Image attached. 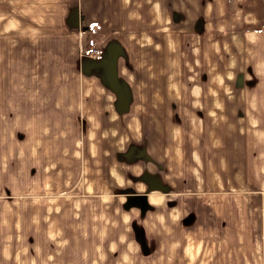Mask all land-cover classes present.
Wrapping results in <instances>:
<instances>
[{
    "label": "crops",
    "instance_id": "1",
    "mask_svg": "<svg viewBox=\"0 0 264 264\" xmlns=\"http://www.w3.org/2000/svg\"><path fill=\"white\" fill-rule=\"evenodd\" d=\"M13 2L15 7H0V264H45L46 256L55 253L68 254L75 262L78 255L93 253V240L102 237L96 233L105 224L104 215L95 214L94 206L105 208V185L102 181L95 186L86 179L80 183L86 175L81 144L107 143L109 152V144L122 139L116 134L120 127L140 125L141 109L135 102L140 88L130 89L128 81L142 75L130 71L124 76L121 67L132 66L129 46L147 31L203 33L202 38L215 40L211 44L220 71L229 46L230 74L217 77L231 79L232 85L215 87L214 94L229 95L224 103L231 105L226 109L238 116L230 120L228 136L222 129L213 134L214 141L228 139V166L222 156L213 182L204 184L210 191L214 187L215 198L227 190L224 185L241 196L232 199L231 194L226 203L222 199L209 203H220L217 209L214 206V213L220 214L214 216L216 222L223 208L234 220L238 205L243 206L241 199L246 198L252 202L247 204V215H256L248 221L264 228V0H166L162 12L161 0ZM251 13L263 21L241 19ZM108 46L114 48L109 55L105 54ZM89 47L101 51L97 66L82 52ZM120 49L131 60L116 56ZM111 79L118 86V96L111 91ZM217 104L221 110L222 102ZM125 106L126 110L118 111ZM214 121L223 126L222 118ZM85 152L88 158L93 155L88 146ZM222 172L229 173V179L216 181ZM95 190L103 195L94 198ZM67 191L75 193L64 195ZM158 198L153 194L147 200L155 212L161 210ZM181 203L187 213L181 218L182 227L204 222L207 205L202 212L201 205L195 206V213L190 200ZM174 209L166 208L164 219L156 215L151 224L174 225ZM166 238L172 239L173 234L167 233ZM54 239L68 240L70 245H55ZM34 255L42 256V262Z\"/></svg>",
    "mask_w": 264,
    "mask_h": 264
},
{
    "label": "rangeland",
    "instance_id": "2",
    "mask_svg": "<svg viewBox=\"0 0 264 264\" xmlns=\"http://www.w3.org/2000/svg\"><path fill=\"white\" fill-rule=\"evenodd\" d=\"M165 1L161 0V12L166 9ZM15 6L13 0H0V7ZM242 18L250 23L263 21L257 13L243 14ZM203 36L201 32L173 29L140 32V38L132 40L135 43L129 50L134 62H128L131 67L124 63L121 71L124 76L130 71L142 75V78L136 76L128 81L130 89L133 90V85L140 88V91L136 89L138 100H135L141 109L140 125L120 127L116 134L124 140L109 144V152L107 143L81 144L82 172L86 170V175L80 183L86 179L93 181L95 186L102 181L105 185V208L94 206L95 214L104 215V227L101 229L98 225L101 232L96 233H102V237L93 240L94 250L89 256L80 254L73 262L68 254L55 253L46 256L45 264H264V228L248 221L256 218L255 213L247 215V204L252 202L241 199L243 206L238 205L232 221L228 219L229 209L223 208V220L218 222L215 217L220 218V214L214 213V206L217 209L220 203L209 204L214 199L226 203L231 194L232 199L241 196L224 185L227 190L218 192L215 198L214 187L210 191L204 184L213 182L211 178L214 169L219 167L220 158L228 156L227 137L214 141L212 136L220 129L228 136V124L238 112L228 110L231 104L225 105L229 95L214 94L215 87L232 85L231 79L217 77L230 74L226 64L229 46L222 55L223 69L220 71L215 66L217 51L211 44L215 40L208 41ZM111 49L114 48L106 47L105 54L109 55ZM82 52L87 54V49ZM124 52L120 49L116 56H126L125 62L131 60ZM235 57L237 59L238 55ZM124 87L127 93L126 82ZM193 89L198 92L191 94ZM219 102H222L221 110L218 104L215 106ZM221 118L223 126L215 125L214 119ZM85 146L93 152L90 158L86 156ZM102 152L104 156L100 159ZM225 166H228V159ZM221 178L225 182L229 173L215 176L216 181ZM215 183L219 190L218 182ZM117 186L124 188L117 189ZM65 193L70 196L75 192ZM153 194L161 200L158 204L161 210L157 212L147 201ZM101 195L99 190L94 191V198ZM82 197L85 196L78 198ZM140 197L144 199L143 204L139 202ZM183 199L190 200L195 213V206L201 205L202 212L207 205L202 212L204 222L195 221L182 227L181 218L187 214L186 207L182 209ZM172 206L175 207L174 225L151 224L156 215L164 219L165 209ZM250 210L255 211V207ZM166 230L173 234L172 239L166 238ZM52 242L70 245L64 239ZM34 256L42 262V256ZM85 256L89 257L88 263Z\"/></svg>",
    "mask_w": 264,
    "mask_h": 264
},
{
    "label": "trees",
    "instance_id": "3",
    "mask_svg": "<svg viewBox=\"0 0 264 264\" xmlns=\"http://www.w3.org/2000/svg\"><path fill=\"white\" fill-rule=\"evenodd\" d=\"M102 62V58L101 57H99V59L97 60V61H93V65H95V66H97L99 63H101ZM108 63H110V62H108ZM113 61H112V66H110L111 67V71H113V75H112V79H113V76H114V67H113ZM111 79V83L109 84L110 85V87H111V91H114L116 94H117V96L119 95V92H118V86L116 85V82H114L113 80ZM124 110H126V106L124 107V108H122L121 110H118L119 112H121V111H124Z\"/></svg>",
    "mask_w": 264,
    "mask_h": 264
},
{
    "label": "built area",
    "instance_id": "4",
    "mask_svg": "<svg viewBox=\"0 0 264 264\" xmlns=\"http://www.w3.org/2000/svg\"><path fill=\"white\" fill-rule=\"evenodd\" d=\"M86 55L92 61H96L100 57L99 50L94 48V47L87 48V54Z\"/></svg>",
    "mask_w": 264,
    "mask_h": 264
},
{
    "label": "water",
    "instance_id": "5",
    "mask_svg": "<svg viewBox=\"0 0 264 264\" xmlns=\"http://www.w3.org/2000/svg\"><path fill=\"white\" fill-rule=\"evenodd\" d=\"M139 199H140L139 202L143 204L144 203V199L142 197H140Z\"/></svg>",
    "mask_w": 264,
    "mask_h": 264
}]
</instances>
